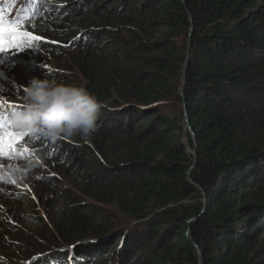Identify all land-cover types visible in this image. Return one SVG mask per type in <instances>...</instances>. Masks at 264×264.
<instances>
[{
	"label": "trees",
	"instance_id": "16d2710c",
	"mask_svg": "<svg viewBox=\"0 0 264 264\" xmlns=\"http://www.w3.org/2000/svg\"><path fill=\"white\" fill-rule=\"evenodd\" d=\"M26 2L14 22L41 38L26 46L70 56L101 104L96 131L68 137L81 156L77 187L134 222L112 232L108 216L78 205L49 243L98 255L118 236L120 264H200V254L202 264H264V0H86L42 12L44 0ZM17 146L27 160L57 161L48 137L30 132ZM89 240L107 242L81 246ZM56 248L35 244L29 264L67 259Z\"/></svg>",
	"mask_w": 264,
	"mask_h": 264
},
{
	"label": "rangeland",
	"instance_id": "374dc122",
	"mask_svg": "<svg viewBox=\"0 0 264 264\" xmlns=\"http://www.w3.org/2000/svg\"><path fill=\"white\" fill-rule=\"evenodd\" d=\"M85 2L86 0H60L57 3L55 0H44L39 12L50 4L62 7L67 3H75L80 8L86 6ZM26 3V0H0V17L6 27L27 8ZM4 38L7 47V35ZM43 41L52 43L49 39ZM22 48V51L12 49L8 53H0V114L10 116L9 104L23 106L24 88L33 78L38 77L39 69L40 73L62 74L65 83L83 86L84 81L70 56H54L43 51L33 54L26 44L22 45ZM64 71L67 72L63 73ZM22 109L23 107H20L17 111ZM15 129L16 132L20 131ZM33 133L39 138L47 137L40 132ZM53 145L58 147L56 162L49 156H45L44 160L36 157L27 160L23 158L26 151L19 150L18 146L15 151L6 150L7 154H0V176L3 177L0 179V259L14 260V264H28L32 261L27 259L29 249L37 243H43L47 248L52 245L57 247L56 251L66 252L67 259L57 264H75L77 260L81 264H97L102 261V264H120L118 253L123 238L118 239V236H114L104 245L105 251L98 255H78L66 251L68 246L62 242L49 243L50 236L54 233V224L67 217L70 207L78 205L90 204V207L95 209L93 211L97 210L98 213L108 216L113 225L112 232L125 234L134 225L133 221L115 208L95 205L82 195L77 187L81 156L76 151V141L60 137L53 141ZM82 207L76 208L75 211L83 212L85 206ZM94 218L98 224L99 218ZM260 240L263 242L264 234ZM118 243L119 248L114 249V244ZM104 247H95L89 251H98ZM51 260L54 261H47L46 264H55V259ZM130 260L132 262L134 258Z\"/></svg>",
	"mask_w": 264,
	"mask_h": 264
},
{
	"label": "clouds",
	"instance_id": "9594fccd",
	"mask_svg": "<svg viewBox=\"0 0 264 264\" xmlns=\"http://www.w3.org/2000/svg\"><path fill=\"white\" fill-rule=\"evenodd\" d=\"M100 108L98 98L82 85L33 78L13 122L22 132H40L53 141L74 135L88 138L96 131Z\"/></svg>",
	"mask_w": 264,
	"mask_h": 264
},
{
	"label": "snow or ice",
	"instance_id": "6c2138e0",
	"mask_svg": "<svg viewBox=\"0 0 264 264\" xmlns=\"http://www.w3.org/2000/svg\"><path fill=\"white\" fill-rule=\"evenodd\" d=\"M19 22L10 23L7 27L3 23L2 17H0V53H8L12 49L16 51H22V45L27 44L31 46L34 41H40L39 36H35L27 31H18ZM5 35H7V47L5 46ZM8 107L11 109V114L2 115L0 114V154H7L6 150L15 151L14 146L18 140L22 137L28 136L30 132H9L7 131L10 127H15L13 122V116L17 109L23 106L9 104ZM0 179H3L0 176ZM15 183V181H12ZM35 198V197H34Z\"/></svg>",
	"mask_w": 264,
	"mask_h": 264
},
{
	"label": "water",
	"instance_id": "95a60500",
	"mask_svg": "<svg viewBox=\"0 0 264 264\" xmlns=\"http://www.w3.org/2000/svg\"><path fill=\"white\" fill-rule=\"evenodd\" d=\"M190 22H192V20L190 19ZM191 34H192V28L190 29V33H189V38L191 37ZM188 63H189V52H188V49H187V52H186V56H185V62H184V65H183V69H182V83H183V86L180 88V97L183 98V93H184V84H185V80H186V71H187V67H188ZM183 115H184V119H183V127H184V130L185 131H188V132H191V128L189 126V122H188V119H187V113H186V107H185V104L183 103ZM192 155H193V158H194V161H193V166L196 164V152H192ZM192 166V167H193ZM191 167V169H192ZM188 181L191 183V180L188 179ZM192 184V183H191ZM199 191H201L200 189H198ZM108 240V239H107ZM107 240H101V241H95V240H89L87 242H84L82 243L81 246H85V245H91V244H104L107 242ZM80 244H75L73 245L71 248L72 250L73 249H76V248H80L81 247ZM48 254V253H47ZM43 255H46V254H43ZM42 255V256H43ZM41 256V255H40ZM34 258V257H33ZM32 258V259H33ZM31 259V260H32ZM203 262V257L202 255L200 254V264H202ZM29 264V263H28Z\"/></svg>",
	"mask_w": 264,
	"mask_h": 264
}]
</instances>
